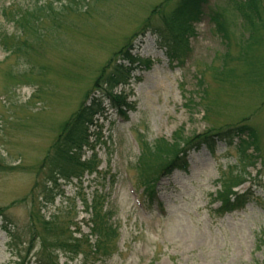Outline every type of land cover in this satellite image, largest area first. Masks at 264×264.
Returning a JSON list of instances; mask_svg holds the SVG:
<instances>
[{"label":"rangeland","instance_id":"374dc122","mask_svg":"<svg viewBox=\"0 0 264 264\" xmlns=\"http://www.w3.org/2000/svg\"><path fill=\"white\" fill-rule=\"evenodd\" d=\"M181 1L0 0V264H264V13L252 29L234 0H208L179 39L183 55L176 59L166 46L182 35L166 25ZM37 4L46 11L38 24L43 40L35 44L13 18ZM26 41L33 49L19 51ZM132 46L136 63L114 94L124 92L135 109L125 120L97 91L100 111L86 121L106 180L85 175L83 187L78 179L51 187L44 161L64 125L104 73L130 66L123 59ZM241 125L256 131L261 151L246 154L258 158L242 155L237 139L231 147L216 139L214 150L190 155L187 172L163 178L158 201L149 204L138 167L141 140L174 144ZM236 175L246 183L235 191L252 201L220 216L221 181ZM95 191L109 194L113 255L70 260L58 242L91 234L85 200Z\"/></svg>","mask_w":264,"mask_h":264},{"label":"trees","instance_id":"16d2710c","mask_svg":"<svg viewBox=\"0 0 264 264\" xmlns=\"http://www.w3.org/2000/svg\"><path fill=\"white\" fill-rule=\"evenodd\" d=\"M41 0H38V3ZM208 3V0H182L176 9V11L171 15L167 22V27L170 29V34L173 31L180 29L182 36H172L170 43H167L170 53H172L176 59L182 57V47L180 42L185 31L191 26L196 20H200L203 12V7ZM235 12H237L242 19L248 24L249 28L254 29L255 25L262 20L263 11L261 10L260 0H234ZM54 8H50V12H54ZM46 9L42 6L34 8L32 11L26 13H17L18 20L14 17L13 20L20 23L24 31L32 32L35 35V44L38 40H43L42 34L38 30V24L43 19L41 16L44 15ZM217 22L219 31L225 29V19L222 14H217L214 18ZM257 21V22H256ZM172 26V27H171ZM175 28H174V27ZM158 33H164L163 31L156 29ZM38 34L40 37L38 38ZM143 33L142 35H144ZM178 39V40H177ZM16 46V45H15ZM28 50H32L33 46L29 45L27 41L24 45H19L18 50L22 51L24 47ZM180 46V47H179ZM8 47V45H7ZM123 61L130 62L131 65L134 64V58L131 57L129 51L126 52ZM129 63V64H130ZM130 68L125 64H117L114 66V71L108 76L104 73L101 79H98L95 85L96 93L90 92L87 94L85 102H83L79 109L73 114L69 121L64 125L63 132L60 137L54 143L51 148V152L44 161V169H49V182L52 184L51 187H59V182L64 181L67 185L72 184L74 180L78 179V185L83 186L84 177L86 174L99 175V165L100 161L98 154L95 153L96 146L93 144V138L95 135L90 132L87 128L86 121L88 117H92L98 111H100L101 97H96L97 91L104 94L110 98L111 103L114 108L118 109L123 116L127 115L124 111L125 108H132V106L127 102V96L125 95H115L114 89L119 85L125 78L129 76ZM105 86V87H104ZM87 101V102H86ZM89 102L91 104L89 105ZM86 126V127H85ZM102 137H98V143L101 141ZM217 141H225L228 146H233L235 140H238L239 151L246 158H258L259 155L254 156L253 154L247 155V151L252 147L255 152H260V146L258 142V135L256 131L246 125H241L236 128H231L229 130H219L217 132H209L206 134L194 136L189 140H184L183 142L178 139L176 143L170 144L167 140H159L154 145H149L147 142L141 140L139 143L141 145V156L139 158L140 172L142 174V184L146 187V193L154 195L155 188L162 177L171 175L176 170H186L188 168V160L192 152L199 151L203 147H208L213 150L216 146ZM249 148H247V147ZM85 149H90L93 151L90 159L83 160L85 154ZM238 150V149H237ZM100 178V176H98ZM106 180V179H105ZM222 182V190L218 193V198L222 202L219 213L225 215L227 213H233L243 209L248 202L251 201L250 196L247 194L239 195L235 192L236 188L246 183V180L240 175L232 176L228 179H224ZM49 189V186L47 187ZM98 190V189H97ZM47 199H51L54 202L57 196H47ZM84 198V197H83ZM154 196L151 197L153 199ZM109 195L103 193V191H95L91 203H86L87 212L90 211L92 217V238H96L94 244L91 243V237L86 236V238L78 239L74 238L73 234L70 236L71 240L59 241L60 251L68 254L69 257H74L82 253L84 258L89 259L90 255H94L96 260L107 259L113 255V246L111 242L116 241L117 229L112 223L113 213L106 206L108 202ZM153 201V200H151ZM104 204L106 207H104ZM2 215V213H0ZM54 221H57V216L45 223L47 226L50 224L54 225ZM51 230L50 228H47ZM79 230V229H78ZM87 245L90 247V252L82 250V246ZM264 243V242H263ZM70 258V259H72ZM43 264H46L44 262Z\"/></svg>","mask_w":264,"mask_h":264}]
</instances>
